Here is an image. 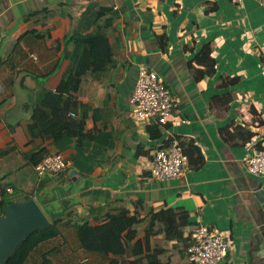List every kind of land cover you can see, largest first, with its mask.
I'll return each instance as SVG.
<instances>
[{"label": "crops", "instance_id": "1", "mask_svg": "<svg viewBox=\"0 0 264 264\" xmlns=\"http://www.w3.org/2000/svg\"><path fill=\"white\" fill-rule=\"evenodd\" d=\"M97 25L106 28L113 62L81 77L77 99L84 107L70 114H85L86 140L31 141L33 109L59 88L70 65L64 56L72 50L70 39ZM205 45L215 61L211 76L199 73L205 71L198 61ZM141 66L156 72L172 92L174 112L165 125L131 115ZM67 97L66 92L62 98ZM228 97L231 102L223 104ZM238 127L254 135L244 141L232 133ZM225 128L234 139H225ZM172 139L198 147L203 162L179 178L156 180L154 154ZM263 140L264 11L257 2L0 0V195L13 198L17 185L24 191L15 202L33 198L47 216L60 220V234L37 246L25 264H110L111 255L80 247L73 224L97 226L121 209L143 220L136 240L144 254L119 261L146 264L151 214L182 209L189 218L181 241L154 223L148 244L151 253L161 250L155 262L191 264L186 249L202 223L228 231L230 251L221 264L258 263L263 240L253 187L264 184V177L250 175L245 163ZM37 146L59 155L67 168L39 176L28 159Z\"/></svg>", "mask_w": 264, "mask_h": 264}, {"label": "trees", "instance_id": "2", "mask_svg": "<svg viewBox=\"0 0 264 264\" xmlns=\"http://www.w3.org/2000/svg\"><path fill=\"white\" fill-rule=\"evenodd\" d=\"M101 14L102 12L100 11L98 16ZM70 42L73 46L72 50H68L64 54L70 65L63 76L59 88L54 94L46 93L41 105L33 109L31 115L32 123L28 126L31 141L40 138L51 139L57 144L71 139L86 140L85 114L75 117L70 114L83 106L77 99L80 80L87 70L103 72L113 62V53L107 38L106 28L100 25H97L94 32L90 34H74ZM199 55L198 61L205 66V71H199L201 76L213 75L215 73V61L211 57L210 46H203ZM66 92L68 97L63 99L62 96ZM229 102H231L230 97L222 101L223 104H228ZM44 109L51 111V118L45 113ZM240 127L235 128L232 133L237 134L244 141L251 139L254 134L248 131L242 134L243 129ZM222 134L225 139L235 138V135L231 134L227 128L222 129ZM180 145L189 158L190 167H193V165L199 166L203 162V156L198 147L192 144L185 145L184 143H180ZM48 156L49 153L45 147L37 146L28 155V159L36 166ZM13 202H15L13 199L3 198L0 201V215L4 208ZM47 217L51 221V225L34 231L24 239L6 264H25L37 246L60 234V220ZM188 218V213L182 209H166L151 214L150 224L145 229L147 232L144 239V259L147 260L146 264H158L155 262V258L156 254L161 251L154 250L155 253L150 252L148 238L154 223L159 222L163 225L169 239L181 241L183 239V228L188 226ZM141 223H143V220L136 215H131L126 209H121L117 213L108 215L106 220L97 226H91L87 222L82 224L75 222L73 227L77 230L79 245L85 252L103 256L111 255L113 260H111L110 264H142L138 259L134 262L128 260L119 261V259L127 255L139 256L144 254L141 241L136 240L138 227ZM45 260L46 258H44Z\"/></svg>", "mask_w": 264, "mask_h": 264}, {"label": "built area", "instance_id": "3", "mask_svg": "<svg viewBox=\"0 0 264 264\" xmlns=\"http://www.w3.org/2000/svg\"><path fill=\"white\" fill-rule=\"evenodd\" d=\"M242 5L244 0H232ZM264 11V0H253ZM174 99L166 82L154 71L141 66L130 97L131 115L138 121L155 120L165 125L174 112ZM185 122V120H183ZM246 171L256 177H264V140L253 147L245 163ZM67 168V162L59 155H51L35 166L39 176L55 175ZM190 170L189 158L180 142L172 139L167 147L158 149L153 158L152 176L159 181L181 177ZM12 189L6 190L11 194ZM3 196L0 195V201ZM228 231L199 223L192 230L186 257L191 264H221L230 251Z\"/></svg>", "mask_w": 264, "mask_h": 264}, {"label": "water", "instance_id": "4", "mask_svg": "<svg viewBox=\"0 0 264 264\" xmlns=\"http://www.w3.org/2000/svg\"><path fill=\"white\" fill-rule=\"evenodd\" d=\"M253 188L260 206V234L263 242L260 244L261 260L258 263L251 261L250 264H264V184L257 182ZM50 225L51 221L33 198L8 204L0 215V264H6L19 244L31 233Z\"/></svg>", "mask_w": 264, "mask_h": 264}, {"label": "rangeland", "instance_id": "5", "mask_svg": "<svg viewBox=\"0 0 264 264\" xmlns=\"http://www.w3.org/2000/svg\"><path fill=\"white\" fill-rule=\"evenodd\" d=\"M12 182H13V181L10 180V181L6 182L5 185H10ZM15 185H16V184H15ZM16 190H17L18 192L16 193V195H15L13 198H10V199L18 200L19 198H17V197L20 195V192H23V191H24V188H21V187H19V186L16 185Z\"/></svg>", "mask_w": 264, "mask_h": 264}]
</instances>
